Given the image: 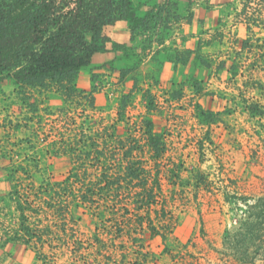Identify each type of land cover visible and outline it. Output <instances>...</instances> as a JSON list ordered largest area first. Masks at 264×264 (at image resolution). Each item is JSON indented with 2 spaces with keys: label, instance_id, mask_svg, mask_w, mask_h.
Returning <instances> with one entry per match:
<instances>
[{
  "label": "rangeland",
  "instance_id": "rangeland-1",
  "mask_svg": "<svg viewBox=\"0 0 264 264\" xmlns=\"http://www.w3.org/2000/svg\"><path fill=\"white\" fill-rule=\"evenodd\" d=\"M239 4L237 15L245 21L247 35L233 38L231 43L238 47H231L225 59H212L210 70L192 62L175 69L172 64L168 70L165 65L160 68L151 61V52L142 58L141 52L121 51L117 58L101 52L77 79L79 90L88 93L94 88L97 111L93 117L107 125L117 123L121 139L129 130L140 139L136 123L145 113L141 94L133 93L124 115L130 127L118 121V103L128 93L131 77L150 89L161 107L167 108L166 92L181 91L180 101L171 103L163 124L166 152L158 161L161 200L150 211L139 213L154 222L162 219L159 228L166 234L164 242L145 223L142 242L117 223L127 210L132 224L137 222L132 193H108L102 202L104 217L97 222H79L72 218L71 209L63 212L61 204L71 196L48 193L46 187L67 171L50 167L44 154L48 142L62 133L72 136L73 127L65 131L57 114L63 102L54 94L26 99L12 83L0 88V264H238L222 244L224 231L236 225L235 207L227 199L264 195V0H240ZM138 61L134 72L120 81V67ZM232 63L235 75L229 70ZM192 78L202 82L204 100L193 92ZM196 103L213 112L228 110L225 124L200 125ZM248 103L262 114H249ZM140 158L153 165L146 150ZM17 165L22 168L15 169ZM11 172L16 173L11 176ZM14 184L18 193L13 192ZM17 202L28 216L26 226L33 236H24L20 230ZM24 241L27 244L22 246Z\"/></svg>",
  "mask_w": 264,
  "mask_h": 264
},
{
  "label": "trees",
  "instance_id": "trees-1",
  "mask_svg": "<svg viewBox=\"0 0 264 264\" xmlns=\"http://www.w3.org/2000/svg\"><path fill=\"white\" fill-rule=\"evenodd\" d=\"M170 1L165 0L156 10L138 17L133 0H0V88L12 83L17 94H26V99L34 94L56 95L64 106L57 112L64 121L63 128L67 131V128L73 127L72 136L62 133L59 139L46 145L44 154L51 161L49 166L67 171L64 175H57L49 187L47 184V192L69 194L70 201L64 199L61 204L63 212L71 209L72 218L79 222L102 219V202L109 197L108 193H127V196L132 193L137 222L132 224V215L128 210L120 216L121 221L118 218L116 221L128 236L138 238L140 242L146 234L144 223L153 236L166 241V234L159 228L164 224L162 219L157 218L154 222V219L149 216L144 218L139 213L150 211L161 200V168L158 161L166 152L163 124L168 121L167 109L171 108V103L180 101L182 93L177 89L166 92L164 102L167 108L161 107L150 89H143L138 84V78L131 77L128 81L131 87L118 103V121L130 127L124 115L133 93L141 94L145 113L136 123L140 139L131 135L130 130L128 136L121 139L116 133L117 123L107 125L93 117L92 114L97 111L94 88L87 93L79 90L76 83L79 73L92 66L99 53L111 52L117 58L124 51L122 45L111 42L105 33L106 28L114 27L118 22H127L131 40L140 32L147 35L159 28L167 29L169 22H178L182 18L169 10L176 8L175 3ZM183 1L189 7L192 5V0ZM162 13L170 16V21L162 20ZM191 17L189 11L184 20L189 22ZM148 38L142 44L148 42ZM140 52V58L151 52V61L160 68L170 63L175 69L192 62L207 71L213 63L211 58L201 53L198 42L194 49L168 46L147 53L143 47ZM167 52L171 54L162 59ZM138 64L140 61L134 66L120 67L119 80L123 82ZM229 70L235 75L236 65L232 63ZM190 83L195 94H202L201 81L192 78ZM205 96L206 93H203L200 99L204 100ZM246 107L251 115L262 114L255 104L248 103ZM194 109L199 124L208 128L225 124L224 118L229 113L228 110L213 112L204 109L201 103H196ZM52 115L48 113V116ZM145 150L152 166L140 158ZM18 168L22 165L15 166V169ZM15 173L11 172V176ZM199 181L197 179L196 183ZM12 188L14 193H18L16 184ZM227 202L235 207L236 225L223 233V247L230 252L226 254L238 264H264V195L236 196L227 199ZM16 210L21 221L20 230L25 233L24 236H33L26 226L28 216L19 202L16 203ZM30 213L37 214V211ZM164 230L168 229L165 227ZM26 244L25 241L21 243L22 246Z\"/></svg>",
  "mask_w": 264,
  "mask_h": 264
},
{
  "label": "crops",
  "instance_id": "crops-1",
  "mask_svg": "<svg viewBox=\"0 0 264 264\" xmlns=\"http://www.w3.org/2000/svg\"><path fill=\"white\" fill-rule=\"evenodd\" d=\"M239 2L240 0H192V5L189 7L183 0H171L170 3H175L176 8L171 7L169 10L175 11L182 18L178 22H169L167 29L159 28L155 33L147 35L140 32L131 40L128 23L118 22L114 27L106 28L109 32L105 33L111 42L122 45L123 52L127 55L136 54L142 51L143 47L147 53L168 46L178 49H194L198 42L202 54L211 59L221 60L230 56L231 47H238V43L236 45L231 43L233 38L241 40L247 35L245 21L237 15L240 10ZM163 3L165 0H133L138 17H143L149 11L156 10ZM189 11L192 17L187 22L184 17ZM160 17L165 22L170 21V16H166V13H162ZM147 38L149 41L142 44ZM107 55L111 58L115 57V54L111 52ZM165 68L168 70L172 66L167 63Z\"/></svg>",
  "mask_w": 264,
  "mask_h": 264
}]
</instances>
